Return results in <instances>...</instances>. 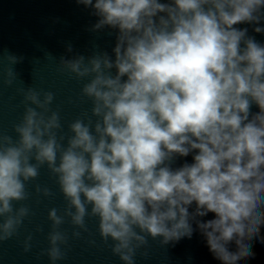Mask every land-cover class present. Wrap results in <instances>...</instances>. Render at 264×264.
<instances>
[{"label":"clouds","instance_id":"obj_1","mask_svg":"<svg viewBox=\"0 0 264 264\" xmlns=\"http://www.w3.org/2000/svg\"><path fill=\"white\" fill-rule=\"evenodd\" d=\"M77 2L99 17L93 31L118 30L115 59L107 52L61 58L63 69L89 78L81 91L92 102L91 116L70 123L67 137L50 109L54 94L22 90L18 138L0 134V242L32 214L14 202L29 199L27 182L47 165L67 201L62 213L48 212L49 247L41 255L52 264L68 254L60 226L68 218L87 231L86 217L98 219L100 237L123 264H135L149 237L165 245L191 238L192 221L222 264L251 256L249 242L264 224V45L234 25L259 24L264 0ZM6 75L11 85L17 74L9 68ZM193 151V163L172 167ZM210 212L214 219H196ZM31 241L25 238L24 252ZM233 241L236 252L227 247Z\"/></svg>","mask_w":264,"mask_h":264},{"label":"water","instance_id":"obj_2","mask_svg":"<svg viewBox=\"0 0 264 264\" xmlns=\"http://www.w3.org/2000/svg\"><path fill=\"white\" fill-rule=\"evenodd\" d=\"M160 2L170 3L171 0ZM261 11L264 12V8ZM98 20L93 8L85 7L77 0H0V134L9 135L14 140L18 138L14 125L22 120L23 91L30 87L54 94L50 109L59 112L62 125L60 134H65L66 137L71 135L68 127L70 123L84 118L85 113L91 116L92 102L81 91L89 78H76L63 69L60 60H70L81 55L87 60L96 52H107L115 59L113 49L118 30L105 26L93 31ZM234 27L241 30L246 28L248 37H253L264 45V32L254 31L255 27L264 28V17L259 24L241 23ZM69 45L71 52L67 50ZM241 47L244 45L241 44ZM8 55L17 57L18 62L12 65ZM9 68H13L17 74L11 85L6 83ZM257 112L259 108L253 104L251 113ZM92 119L95 121L96 118ZM195 154L197 153L193 151L187 157L177 156L172 167L175 169L184 163H193ZM39 173L35 180L27 182L29 199L14 202L15 207L21 204L28 206L32 214L24 219L16 235L0 242V264H52L46 254L41 255L49 247L47 237L51 231V221L48 219V212L51 208H57L58 214L62 213L67 201L47 165L42 166ZM36 185L48 187L53 195L45 197L38 194ZM195 210L196 204L193 203L189 212L194 213ZM214 218L215 214L210 212L196 219L206 222ZM85 223L87 231L74 228L68 218L60 226V230L66 231L69 236L68 254L55 264H123L118 256L113 255L109 246L111 241L105 244L100 237L98 219L86 217ZM191 223V238L185 237L165 245L161 244L162 237L156 240L149 237L147 247L138 250L135 264H222L209 251L206 237L196 222ZM73 231H80V237L72 238ZM29 235L32 236V249L26 253L24 241ZM249 243L252 255L238 260L236 264H264V224L261 225L259 234ZM227 247L231 252L238 250L234 241ZM145 251L147 256L143 255Z\"/></svg>","mask_w":264,"mask_h":264}]
</instances>
